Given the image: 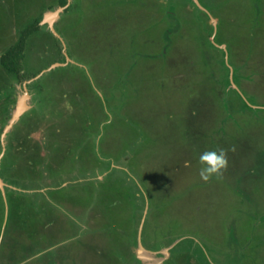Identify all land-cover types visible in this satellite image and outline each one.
<instances>
[{
	"label": "rangeland",
	"instance_id": "rangeland-1",
	"mask_svg": "<svg viewBox=\"0 0 264 264\" xmlns=\"http://www.w3.org/2000/svg\"><path fill=\"white\" fill-rule=\"evenodd\" d=\"M61 8L0 0V264H264V0Z\"/></svg>",
	"mask_w": 264,
	"mask_h": 264
},
{
	"label": "clouds",
	"instance_id": "clouds-1",
	"mask_svg": "<svg viewBox=\"0 0 264 264\" xmlns=\"http://www.w3.org/2000/svg\"><path fill=\"white\" fill-rule=\"evenodd\" d=\"M66 7H63V11ZM62 12V11H61ZM190 161H185V166H190ZM200 176L205 181L213 176H219L222 170L227 167V158L223 149L209 150L199 155Z\"/></svg>",
	"mask_w": 264,
	"mask_h": 264
},
{
	"label": "trees",
	"instance_id": "trees-1",
	"mask_svg": "<svg viewBox=\"0 0 264 264\" xmlns=\"http://www.w3.org/2000/svg\"><path fill=\"white\" fill-rule=\"evenodd\" d=\"M59 2H60V6L62 7H65L68 4V0H59ZM26 41H27L26 37L23 36L21 39H19V41L15 45L10 47L1 57V64L3 68L9 73L18 74L20 77H21V71L23 70L22 68L23 59H24L23 53H24V47Z\"/></svg>",
	"mask_w": 264,
	"mask_h": 264
},
{
	"label": "flooded vegetation",
	"instance_id": "flooded-vegetation-1",
	"mask_svg": "<svg viewBox=\"0 0 264 264\" xmlns=\"http://www.w3.org/2000/svg\"><path fill=\"white\" fill-rule=\"evenodd\" d=\"M201 3H203V5H206L205 4V2H201ZM66 7V6H65ZM198 8H199V6H198ZM65 10H66V8H65ZM64 10V11H65ZM63 12V11H62ZM62 12H60L59 14H60V16L59 17H61V13ZM46 18V15L44 16V18H43V20H40V19H38L39 20V23H41V25H43V23L42 22H45V19ZM58 21H60V18H59V20L57 19V21L55 22V23H53L52 25H50L49 23H47L50 27H49V29H51V28H54L55 27V25H56V23L58 22ZM225 51H228V50H225ZM57 64H59L60 65V63L59 62H57ZM138 245V244H137Z\"/></svg>",
	"mask_w": 264,
	"mask_h": 264
},
{
	"label": "water",
	"instance_id": "water-1",
	"mask_svg": "<svg viewBox=\"0 0 264 264\" xmlns=\"http://www.w3.org/2000/svg\"><path fill=\"white\" fill-rule=\"evenodd\" d=\"M61 11H63V8L59 9L57 12L52 13V15H51L52 18H54L55 16H57L58 13L61 12ZM48 21H49V20H48ZM21 113H22V111L20 112V110H19V106H18L17 113L15 114V116H14V118H13L12 121L16 120V119L19 117V115H20ZM0 184H1V181H0Z\"/></svg>",
	"mask_w": 264,
	"mask_h": 264
},
{
	"label": "bare ground",
	"instance_id": "bare-ground-1",
	"mask_svg": "<svg viewBox=\"0 0 264 264\" xmlns=\"http://www.w3.org/2000/svg\"><path fill=\"white\" fill-rule=\"evenodd\" d=\"M50 20H53L52 16L49 17V21H50ZM50 22H51V21H50ZM25 105H26V104H25ZM24 109H26V106H24V102L21 101L20 104H19V110H20V112H21V111H23ZM144 253H146V252H144ZM145 255L147 256V254H145Z\"/></svg>",
	"mask_w": 264,
	"mask_h": 264
}]
</instances>
